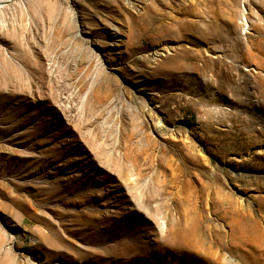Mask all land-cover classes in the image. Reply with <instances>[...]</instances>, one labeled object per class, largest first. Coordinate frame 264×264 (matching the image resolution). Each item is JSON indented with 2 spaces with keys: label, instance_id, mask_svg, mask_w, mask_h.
I'll list each match as a JSON object with an SVG mask.
<instances>
[{
  "label": "rangeland",
  "instance_id": "obj_1",
  "mask_svg": "<svg viewBox=\"0 0 264 264\" xmlns=\"http://www.w3.org/2000/svg\"><path fill=\"white\" fill-rule=\"evenodd\" d=\"M0 7V264H264V0Z\"/></svg>",
  "mask_w": 264,
  "mask_h": 264
},
{
  "label": "bare ground",
  "instance_id": "obj_2",
  "mask_svg": "<svg viewBox=\"0 0 264 264\" xmlns=\"http://www.w3.org/2000/svg\"><path fill=\"white\" fill-rule=\"evenodd\" d=\"M10 1H12V0H0V4H2V3H4V2H10ZM1 8V7H0ZM191 10H192V8H190V7H188L187 8V12H191ZM201 13V12H200ZM149 18V21H147V23L149 22V24L151 25V24H153V20L150 18V17H148ZM188 24V23H187ZM173 27L176 25V26H183V25H185V21H181V22H179V21H174V23L173 24H171ZM190 25V24H189ZM188 25V26H189ZM160 55H164L163 53H161Z\"/></svg>",
  "mask_w": 264,
  "mask_h": 264
}]
</instances>
